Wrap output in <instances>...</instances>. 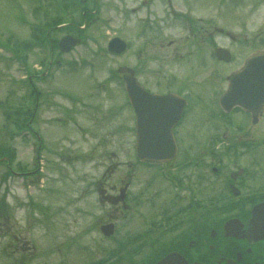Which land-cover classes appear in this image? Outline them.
Returning <instances> with one entry per match:
<instances>
[{
	"label": "flooded vegetation",
	"instance_id": "af4514ba",
	"mask_svg": "<svg viewBox=\"0 0 264 264\" xmlns=\"http://www.w3.org/2000/svg\"><path fill=\"white\" fill-rule=\"evenodd\" d=\"M151 1L153 0H142L147 10L143 21L149 20L148 24L152 29L159 28V24L179 25L180 29L187 31L189 37L183 40L171 39L167 45H162V49L168 52L164 58L168 65L161 72L162 76L158 80L160 86L148 89L149 92L162 94L175 93L172 99L162 104L167 107V112L161 113L166 117L163 118L166 127L156 132L164 134H152L149 139L157 137L175 142L176 156L161 164H141L145 166V174H148L144 183L145 190L133 191L139 164L135 154L137 115L129 101L124 103L128 105L129 112L123 114L125 109L120 87L106 90L103 96L92 94L88 98L66 93L67 98L73 102L63 107L51 98L49 105L54 109V115L58 111H65L64 116L52 117L61 124L67 123L69 129L76 133L66 138L69 141L67 147L59 142H55L54 146L62 150L63 156L115 158L121 149L119 143L123 140V126L129 127L130 138H133V161L124 164L132 169L124 175L122 181L115 182L108 179L105 171L94 177L93 184L100 215L105 223L115 222L116 235L119 234L122 217L130 218L132 215L126 212H134L143 207H137V204L142 196H146L148 212L147 215H142L145 222L142 227H135L129 232L131 238H125L133 246L125 249L134 254L135 262L130 264H154L173 252L175 254L167 264H264V211L253 214L256 205L264 204V110L254 116L237 106L230 112L221 107L220 97L228 85L227 75L236 68L221 75L225 86L221 84L219 87L211 83L210 76L215 72L208 69L215 66V62L218 63V27L215 20H210L203 26V18L192 14L197 12L196 5L200 0H163V6L159 8H151ZM87 2L88 0H80V4L76 6L71 3L67 21L48 24L47 39L32 42H59L60 37L65 34L80 37L84 42L81 33L93 12ZM120 7L121 11L128 14L129 9L132 12L139 9L125 8L127 5L123 1ZM44 15L45 12L40 13V16ZM46 19L47 17L44 21ZM23 22H26L25 17ZM42 25L44 24L37 23L34 26L39 31L43 28ZM63 29L65 32L59 35ZM38 35L40 36L39 33ZM153 39L159 38L153 37L150 41L153 42ZM18 42L24 40L20 39ZM222 46L228 47L225 44ZM204 52L207 55L199 67L195 62ZM49 61L52 63L53 58ZM219 63L225 65L222 61ZM206 72L210 76L204 74ZM217 75L214 77L217 78ZM120 81L121 77L118 75L119 86ZM204 84H208V96H204L198 89L199 85ZM195 85L198 86L197 89ZM35 91L37 102L34 118L37 119L43 91L37 87ZM183 98L187 101L186 105L182 104ZM203 104L206 105L205 109ZM170 122L172 128L169 126ZM36 133L41 148L42 136L38 130ZM78 138L82 141L89 140L92 147L83 150L80 146H75ZM105 141L113 145V148L102 147L106 146ZM103 165V161H100L98 166L102 168ZM86 183L89 188H93L90 187L91 180L88 179ZM120 195H124V199L117 204L110 202ZM2 208L1 217L4 221L0 231L7 239L2 250L6 259L10 260L11 254L22 247L15 245L12 248L7 232L9 211L5 204ZM15 238L18 239L17 236ZM121 244L122 236L117 237L116 251H120ZM154 252H159V258L152 263ZM147 254L151 255L146 260L142 258Z\"/></svg>",
	"mask_w": 264,
	"mask_h": 264
},
{
	"label": "rangeland",
	"instance_id": "374dc122",
	"mask_svg": "<svg viewBox=\"0 0 264 264\" xmlns=\"http://www.w3.org/2000/svg\"><path fill=\"white\" fill-rule=\"evenodd\" d=\"M36 1L37 0H31V2L30 0H15V2H11L0 0V34L2 37L13 35L15 39H19L18 33L22 34L20 37H29L32 35L29 22H32L37 16H40L32 11L31 5ZM100 1H102L100 5L101 17L102 19H109L108 21L110 23H108V27H106L107 21H101V23L94 24L90 27V31H97L95 32L97 35L96 38H98L100 42L91 41L92 37H90L84 46L77 48L72 54L59 55L57 58L61 61L63 60L61 65L64 64L65 60L68 64L71 62V65L66 67L65 63L62 68L55 66L50 73L51 76L40 80L41 82L39 81L40 89H42L44 93L49 94L52 92L53 88L59 90V88L65 89L66 87L73 89V92L88 93V90L90 91L91 89L98 88V82L107 83L104 85L113 87L116 81L113 77L114 71L119 72V69H122L124 66L134 67L141 82L146 84L150 89L160 86L158 80H160L162 76L161 72L166 69L168 65L167 61L164 60L168 52L161 49L160 45H167L168 41L171 39H185L184 31L181 29H169L164 27L162 38L153 39V42H151L150 40L152 38H148L147 35L140 36L139 33L136 34L137 28L132 22H138L137 20L140 19V13L132 15L130 23L128 21H121V19L118 20L119 7L121 5L117 0ZM127 1L130 7L140 5L130 0ZM257 1L258 0H200V3H198L199 6L196 5L197 12L195 11L194 15L204 17L205 25L206 19L216 20V27H218L216 36L218 45H228L226 42H239L238 44H242L240 42H264L262 41L264 40V2L263 4L254 6ZM153 7L159 8L162 6L158 3L154 4ZM21 13L26 16V24L20 21L19 15ZM22 25H27L28 28ZM140 28L139 25V29ZM114 35H119L127 41H130L128 42L130 50L119 57L107 53V42ZM228 47L233 51L234 55L232 56L233 60L231 63L223 66L215 62L217 66L215 65L208 69V71L213 69L215 72L212 73V77L208 72L204 73L210 76L211 83L215 86L217 85L220 87V85L223 84L222 78H220L221 75L240 64L244 53L247 51L244 50V45L240 46L236 44L233 47L228 45ZM37 50L36 47H34L25 51L27 59L30 58L29 52H33L34 57L37 58ZM2 52L3 51L0 50L1 54ZM205 55H207V52L200 54L199 58H197L195 63H197L199 67L204 63ZM4 56L10 59V54L7 52V54L0 58V152H2V155L6 153L5 147L12 150L14 158L11 162L14 166V172L20 173L32 167H36L37 171L39 169L34 175L35 182L32 186H29L28 190L22 188L23 183L27 182V179L21 176H15L12 173L7 176L3 186L2 181H0V199L8 190V201L12 206L10 224L13 229H8L7 231L9 233V242L12 241L13 233H22L23 241L25 242L22 247L28 250L25 252L26 259H24V261L27 262L24 264L99 263L107 257L110 251L115 249V235L117 234L116 232L112 237H105L101 234L100 226L105 221H103L100 215V208L97 207L98 202L96 195L89 194V198L86 197L84 199L81 194L84 186L83 179L86 176L85 172H90L88 176L91 178V173L96 171L99 172L102 169L98 166L99 160L96 164H91V162L88 164L81 160L75 161L76 157L73 159V157L61 155L59 158H51L50 155H47L50 153L44 149L40 160L36 161L33 130H25L23 132L25 133L24 135L13 134L12 136L10 132L15 129L12 128V125L6 127L4 108L12 104L10 108L16 109L17 105L21 103V98L24 100L23 94L29 92V90L24 88L25 86L23 83L24 80L27 79L29 71L32 70V72H35L33 71L34 69H36V71H42L45 67L43 66L42 69H38L41 64L37 62V60H34V57H31L29 63L32 68L29 67L30 69L25 73L23 70H20L19 64L13 61L10 63L7 62ZM170 69L172 70V68ZM214 75H217L218 79L215 78ZM18 81H22V88L18 87ZM104 85H101V88H104ZM195 87L197 89L198 86L195 85ZM207 88L208 84H204L199 85L198 89L202 91L204 96H208L209 91ZM95 93L98 96L102 95L100 90L95 91ZM82 96L84 98L88 97L87 94H83ZM210 96L211 94L209 97ZM32 101L33 96H31L30 104L27 103V105L32 106ZM207 101L210 102L209 99ZM26 102H28V100H26ZM43 104L44 106L40 107L39 110L41 122H37L40 132L43 136L45 135L47 140H51L54 143H62L63 146L67 147L69 141L66 138L76 135L75 131L67 129V126L55 124V121L51 119L52 115H54V109L49 107L48 104ZM68 104L69 102L67 100H60L59 102V105L62 107ZM104 104H107V102H104ZM204 106L206 105L203 104V109H205ZM63 112L65 111H58L55 115L64 116ZM15 115L16 114L13 116L14 118ZM215 120L216 118L213 119V121ZM13 123L12 121V124ZM122 139L126 140L122 141L120 152L116 154L117 157L111 159L105 157L104 159V161L108 162L106 165H110L106 176L112 182L122 181L124 175L132 169V167L127 168L124 163L133 159V138H130V134L125 133ZM48 144L50 145L51 143L48 142ZM78 145H81L80 148L83 150H86L88 147V144L84 141L75 144V146ZM111 146L113 145L107 142L105 148H113ZM64 160H67L69 163L64 165ZM0 162H2L0 163L1 180L2 175L5 174L8 168V162L7 160H2ZM57 165H59L58 168ZM20 166H25L26 168L17 170ZM137 167L138 177H136L134 182V192H139L145 188L144 183L148 176V174H145V170L142 166L137 165ZM45 172L51 176L49 179L45 180L46 177L41 175L44 173V175L47 176ZM41 177L44 179V183H42ZM39 180L40 183L43 184L42 189L45 192H37L36 189L40 187ZM26 191L31 193L30 197L25 196ZM28 198L34 199L28 200ZM143 199L147 200L146 196H144ZM23 200H25L28 205H31L35 201H39L40 208L34 217L40 218L39 216H41L40 223H36V221L32 220L33 212L31 208L28 209L22 206ZM146 205L148 204L145 203L143 207L139 206L140 208L136 209L134 212H126V214L132 216L126 221L122 217L124 221L121 220L119 223V234L117 237H121L126 232L133 231L135 227L143 226L145 222L144 216L147 215L148 212ZM49 213L52 217L50 219L47 218L45 222V217ZM6 241L7 239H4L0 232V244ZM33 245L37 246L35 251L32 249ZM158 254L159 252H154V258L159 256ZM21 255L22 254L18 253L14 256L21 257ZM150 255L151 254H147L142 258L146 260ZM8 264H13V262L8 260ZM121 264L130 263L124 261Z\"/></svg>",
	"mask_w": 264,
	"mask_h": 264
},
{
	"label": "water",
	"instance_id": "95a60500",
	"mask_svg": "<svg viewBox=\"0 0 264 264\" xmlns=\"http://www.w3.org/2000/svg\"><path fill=\"white\" fill-rule=\"evenodd\" d=\"M63 43V42H61ZM60 43V44H61ZM63 49L68 50L71 45H75L77 42H64ZM126 42L116 37L109 42V50L115 53H121L126 49ZM220 59L229 61L231 59L230 52L225 48L218 49L217 52ZM127 73L124 75L126 80V90L129 94L131 103L133 104L137 113V155L144 161H153L154 163L161 162L166 159H170L174 156L175 144L163 141L155 137L152 141L149 140V136L153 133L157 135V132H153L150 127L155 126L158 121H164L165 116H158V109L155 104L163 103L166 98L170 96L152 95L145 91L143 85L137 82V78L134 76V70L131 68L125 69ZM230 86L227 89L226 94L223 96L221 103L226 110L231 109L233 105L238 104L243 108L256 109V105L260 100L264 103V50L258 51L249 55L245 64L229 77ZM252 99V100H250ZM252 105V107H248ZM255 106V107H254ZM254 112V110H252ZM170 153L168 154V147L171 146ZM123 196H118L113 200L117 202L122 199ZM102 230L107 234L113 233V224L102 226ZM174 254H169L166 257L159 260L156 264H167Z\"/></svg>",
	"mask_w": 264,
	"mask_h": 264
},
{
	"label": "trees",
	"instance_id": "16d2710c",
	"mask_svg": "<svg viewBox=\"0 0 264 264\" xmlns=\"http://www.w3.org/2000/svg\"><path fill=\"white\" fill-rule=\"evenodd\" d=\"M10 113H17V111L8 110ZM17 124V123H16ZM8 151H12L11 149H8ZM1 154V153H0Z\"/></svg>",
	"mask_w": 264,
	"mask_h": 264
}]
</instances>
